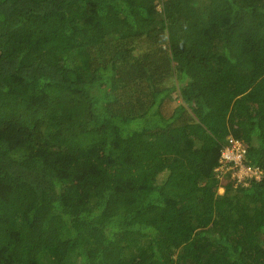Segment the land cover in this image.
Returning a JSON list of instances; mask_svg holds the SVG:
<instances>
[{
	"label": "trees",
	"instance_id": "obj_1",
	"mask_svg": "<svg viewBox=\"0 0 264 264\" xmlns=\"http://www.w3.org/2000/svg\"><path fill=\"white\" fill-rule=\"evenodd\" d=\"M0 264H264V0H0Z\"/></svg>",
	"mask_w": 264,
	"mask_h": 264
},
{
	"label": "built area",
	"instance_id": "obj_2",
	"mask_svg": "<svg viewBox=\"0 0 264 264\" xmlns=\"http://www.w3.org/2000/svg\"><path fill=\"white\" fill-rule=\"evenodd\" d=\"M214 174L219 181L218 192L221 193L223 190L221 184L225 180L229 179L234 186L240 184L245 187L250 179L260 180L263 171L258 166L248 163L246 146L240 140L229 137L221 149Z\"/></svg>",
	"mask_w": 264,
	"mask_h": 264
},
{
	"label": "clouds",
	"instance_id": "obj_3",
	"mask_svg": "<svg viewBox=\"0 0 264 264\" xmlns=\"http://www.w3.org/2000/svg\"><path fill=\"white\" fill-rule=\"evenodd\" d=\"M217 191H218V189H217Z\"/></svg>",
	"mask_w": 264,
	"mask_h": 264
}]
</instances>
